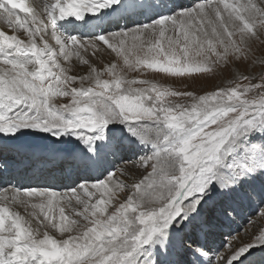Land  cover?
I'll return each mask as SVG.
<instances>
[{"label":"snow or ice","instance_id":"1","mask_svg":"<svg viewBox=\"0 0 264 264\" xmlns=\"http://www.w3.org/2000/svg\"><path fill=\"white\" fill-rule=\"evenodd\" d=\"M261 4L0 0V23L27 37L0 30V167L36 158L18 141L42 134L72 145L47 159L76 178L63 192L0 189V264H264V226L227 255H210L198 239L244 202L264 220V71H250L264 65L254 47L264 44ZM108 50L121 67L89 57ZM73 57L86 74L69 75ZM125 69L233 78L198 95L128 79ZM130 163L146 175L134 179Z\"/></svg>","mask_w":264,"mask_h":264},{"label":"rangeland","instance_id":"2","mask_svg":"<svg viewBox=\"0 0 264 264\" xmlns=\"http://www.w3.org/2000/svg\"><path fill=\"white\" fill-rule=\"evenodd\" d=\"M189 2H192V0H183L182 4L184 3L183 5L187 6L191 4ZM256 2L258 4H261V0H256ZM261 7H264V4H261ZM46 38V40H49L48 42H50V44L54 45V40L50 38V35ZM254 47L257 48L258 56H261V54L264 53V44H260L259 42H257ZM89 57L91 58L92 62L100 69H103L105 65L109 63H117L118 68L122 66V61L116 58L114 54H110V50H108L107 52L97 53L96 56H91V54L89 53ZM73 60V72H69V75L73 74L76 76H80L83 74V72H86V65H82L76 57H73ZM241 70H244V65H241ZM234 71L235 69H233V72ZM250 71L259 76L261 71H264V65L258 63L255 67L251 68ZM124 74L128 79H145L154 83H158L164 87L173 88L178 91H195L198 95L203 94L204 91H213L216 87L229 86L228 81L233 78L232 73H225L223 76H215L206 80H196L193 82L188 78H169L166 77L165 74H156L150 70L144 72H130L125 69ZM103 78L110 79L111 77H109L105 73ZM71 86L79 87L80 82L77 81ZM85 86H88V84H86ZM170 99L176 100L177 98ZM70 100V97H56L53 102L57 105H60L68 104ZM120 163V161H116L114 165L119 166ZM23 164L26 165L27 163L20 162L19 157H17L16 160L11 161L10 168H18ZM128 168L133 170L134 175L136 174L134 177V179L136 180L141 179L144 175H146V171L143 168H133L131 163L128 165ZM93 175H95V173ZM64 177H67L68 180L71 179L69 171L66 172ZM121 178L123 179V177ZM72 187H75V185H73ZM117 196L119 197V199L123 200L126 197V193H118ZM111 210L112 208L110 207L109 211ZM259 211L260 208L256 203L244 202L243 204L237 206V210L233 214V216H218L214 218L207 234L198 235V239H200V242L203 243L209 250L210 255H215L217 253H223L227 255L229 245L238 246L242 241L248 242L251 238H253L254 234L258 232V227L260 225H264L262 224L264 223V220H260L258 218L257 213ZM250 220L253 221V224L249 223ZM257 225L259 226L257 227ZM255 259L257 261L260 260V254L258 252L255 254Z\"/></svg>","mask_w":264,"mask_h":264},{"label":"bare ground","instance_id":"3","mask_svg":"<svg viewBox=\"0 0 264 264\" xmlns=\"http://www.w3.org/2000/svg\"><path fill=\"white\" fill-rule=\"evenodd\" d=\"M178 1H180L179 3L182 4L183 0H178ZM33 3H43V0H29L30 5ZM189 3H192V2H189ZM0 30H4L8 34H16L21 39H27L23 30H20L19 32H16V33H12L11 30H9L7 28V26L2 24V23H0ZM46 37L47 36H45V39H47ZM51 43H53V42H51ZM52 46L57 47L55 45V42H54V45H52ZM73 61L74 60L72 58V60L70 62L71 68L69 71L71 73L73 72V68H74V66H73L74 62ZM61 63H64L62 59H61ZM65 66L67 67L68 65L65 64ZM86 72H87V69H86ZM86 72H83V74L82 73L81 74L84 75V74H86ZM18 144L24 149H29V150L35 151L36 152V158H34L31 161L24 160V162L27 164L26 165L23 164V165H21V167L15 168V169L20 168V170H16V171L12 172V174H14L15 176L8 177V178L2 177L1 181L5 187H7L8 184L10 185V182L12 180L13 181L17 180L19 182L18 184L21 185L22 187H41V188L48 187V188H51L53 190H57L60 192L66 191L68 188L75 185L76 178H75V175L72 174L70 168H68L67 166L60 165L59 162L53 164V163L49 162L47 159V157L50 154H52V153H63L66 150L70 149L72 147V145L63 144V143L54 144V143H52L51 138H49V140L47 142H45L42 139V134H33V135H27V136L20 137ZM19 160H21V157H19ZM6 168L9 170L14 169V168H10V165ZM130 170L133 173V170L132 169H130ZM67 171H69V174L71 176L70 180H68L67 177H64V175L66 174ZM135 175L133 173V178L135 177ZM128 182L131 183L132 181L129 180ZM17 210L20 211V213L22 215H26L23 208H19ZM56 214L58 215V211ZM66 214L70 215L71 218L78 219V217H75V214L70 212L69 209H66ZM40 219H42V217H40ZM36 223H37V221L35 219H33V224L35 225ZM262 224H264V223H262ZM258 226L259 225H257V227ZM261 226H264V225H260L258 227V231H259V228ZM49 231H50V233H54L57 238H60V233L58 231H56L54 229H49ZM66 235L67 234H65V236Z\"/></svg>","mask_w":264,"mask_h":264}]
</instances>
